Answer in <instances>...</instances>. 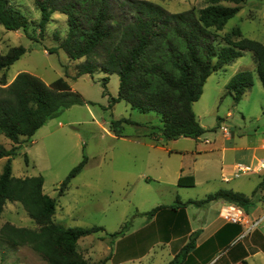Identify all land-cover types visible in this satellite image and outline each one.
<instances>
[{
    "label": "rangeland",
    "instance_id": "obj_1",
    "mask_svg": "<svg viewBox=\"0 0 264 264\" xmlns=\"http://www.w3.org/2000/svg\"><path fill=\"white\" fill-rule=\"evenodd\" d=\"M146 1L158 4L173 14L189 10L198 12L209 4V0ZM10 2L25 13L31 27L27 32L8 31L0 25V55H5L13 47L26 48V54L18 62L8 70L0 71V83L6 79L10 84L22 72L35 75L47 84L63 78L88 102L71 107L42 127L12 160L14 176L44 177V193L57 202L56 223L66 228H104L105 231L78 242V251L91 264L108 257L110 259L106 264H166L169 257L165 245L172 239V232L164 228L174 226L176 221L179 225L186 216V212L181 215L167 211L172 210L177 199L202 200L223 189L219 186L223 184L220 170L222 155L220 151L213 155L207 151L234 145L227 143L222 128L227 127L235 140L242 138L238 144L240 147H255L249 141L257 134L264 137V88L253 54L246 52L238 63L229 66L226 71L219 70L212 74L202 97L193 106L197 119L207 132L197 140L182 138L173 145V142L162 141L160 115L155 112L142 113L132 109L125 101L112 104V98H117L119 94L118 75L108 76L96 71L93 76L84 75L74 79L76 66L84 60L72 61L62 49L55 51L67 35L66 16L54 14L42 36L38 28L40 12L34 0ZM235 28H240L245 37L264 43V0H245L242 11L227 23L220 34L231 35ZM242 64L253 73L255 84L236 104L231 95H225L224 80L235 69H240ZM106 78L109 79L105 88ZM119 120H124L117 128L124 138L116 137L111 130L112 122ZM206 140L209 144L205 143ZM138 141L159 142V147L149 148ZM0 143L6 144V147L12 144L5 136H0ZM25 155L28 156V163ZM250 156L251 152L228 153L224 163L251 165ZM84 157L87 158L84 170L60 196L62 182ZM257 157L261 159L264 156L258 153ZM5 163V160L0 161V175ZM181 165L185 171L193 169V166L202 168L214 165L212 178L216 180L206 184L198 173V187H176L173 172L179 171ZM145 177H149V180ZM234 181H245L247 193L251 194L258 189L263 177L244 175ZM255 198L257 202H262L264 189H260ZM214 204L212 213L218 216L220 205ZM158 207L163 209L150 218L148 213ZM189 212L191 215L195 212L199 218L207 214L205 208L196 206H189ZM203 212L206 213L204 216ZM127 222H131L128 232L112 239L110 235L121 230ZM6 223L38 229L19 203L8 202L0 211V228ZM244 239L240 237L239 240L226 242L224 248H219L203 264H221L225 254ZM251 263L257 264L254 260ZM0 264L48 263L29 247L14 248L0 242Z\"/></svg>",
    "mask_w": 264,
    "mask_h": 264
},
{
    "label": "trees",
    "instance_id": "obj_2",
    "mask_svg": "<svg viewBox=\"0 0 264 264\" xmlns=\"http://www.w3.org/2000/svg\"><path fill=\"white\" fill-rule=\"evenodd\" d=\"M244 1L209 0L198 12L189 10L177 14L146 0H34V3L40 12L38 28L42 36L54 14L66 16L67 35L55 51L62 49L72 61L84 60L76 66L74 79L93 76L96 71L118 75L119 94L112 98V104L125 101L132 109L160 115L161 136L168 142L180 138L197 140L207 132L193 106L202 97L212 74L231 65L244 53L253 54L264 88V44L245 37L240 28H235L231 35L220 34L240 13ZM0 25L8 31L27 32L31 21L10 0H0ZM25 54L26 48L18 46L0 55V71L8 70ZM108 79H105V88ZM253 86V73L241 71L231 78L225 95H231L239 104ZM85 104L88 102L83 96L63 78L47 84L35 75L22 72L10 84L6 79L0 83V136L13 144L7 149L0 143V160L7 158L0 175V211L8 202L19 203L38 226L34 230L6 223L0 228V242L14 248L29 247L48 264H91L78 251V242L105 230L102 227L66 228L56 223L57 202L44 193V177H15L12 160L49 121L73 106ZM123 122L111 124L118 138L125 137L117 130ZM25 160L28 163L27 155ZM86 164L84 157L70 172L61 184L60 196ZM194 185L193 177L181 178L178 182L179 187ZM260 189H264V179L253 195ZM215 201L234 203L250 213L254 208L252 199L245 194L219 190L202 200H178L172 209L191 205L205 207ZM162 209L158 207L148 216L152 218ZM130 227L131 222H127L110 237L119 238ZM199 235V232L192 234L169 264H183L195 249ZM109 259L97 264H106ZM241 264L248 262L242 260Z\"/></svg>",
    "mask_w": 264,
    "mask_h": 264
},
{
    "label": "crops",
    "instance_id": "obj_3",
    "mask_svg": "<svg viewBox=\"0 0 264 264\" xmlns=\"http://www.w3.org/2000/svg\"><path fill=\"white\" fill-rule=\"evenodd\" d=\"M239 61L240 59H238L231 65L226 66L221 71H226V69L229 66L232 67L233 65H235V63H238ZM245 68H247L246 65L242 64L240 69H235L234 72L224 80V85L227 86L231 78L237 73L241 71H246L247 69ZM249 90L250 89H248L246 93ZM246 93L244 94V96L246 95ZM198 121L201 124V121L200 120ZM223 136L226 139L227 143L232 142L234 143V145H231V146L225 145L220 149L215 147V148H210L209 150H207L209 151V153H211V155L216 154L219 151L222 155V166L220 170H221V181L223 182V184H220L219 186L220 188H223L221 190H233L235 192H239V193L245 194L246 196L250 197L254 203V208L251 211V213L255 217L262 218V221L259 227L255 231H253L251 234L246 236L242 242L241 240L240 242L238 241L239 243L233 249H231L225 254V257L223 258L224 260L222 259L221 264H241L242 260H246L248 264H252L251 260H254L257 264H264V199L262 200V202H257L258 200L253 195L254 193H251V194L247 193L248 191L246 190L245 181H239V182L234 181V179H239L244 176L243 175L239 178L234 177L235 176V166L237 164L231 165V164L224 163V161H226V158H227L226 155L228 153L243 154L247 152H251V156L249 157L251 160L250 162L251 165L255 166L259 164L260 161L264 162V157H261V159L257 157L258 153H260L261 156H264V137L257 134L256 136L252 138V140L249 141L251 144L253 145L255 144V147L245 148V147H240L238 145L241 142L242 138H240L239 140H235L234 137H232L231 133L228 136L223 133ZM175 141L176 140H171L168 142H173V145H174ZM138 143H141V145H147V147L149 148L159 147V142L144 143L143 141H138ZM207 144H209V142ZM3 145L5 146L6 144H3ZM12 146L13 144H10L9 146H7L9 148H7L6 146L5 147L7 149H11ZM2 160H5V162H7V158L2 159ZM209 167H212V168H209ZM213 167L214 165H210V166L202 167V168L193 166V169L189 168L188 171H185L181 165L179 171L176 170L173 172V177L176 180V187H179L178 186L179 179L186 178V177H193L195 181V185L193 188L198 187L200 183L197 177L198 173L206 184L212 180H216L215 177L212 178L213 176L212 172L214 170ZM252 174L259 175L263 177L264 179V170L261 172H257V173L252 172L246 175L249 177ZM145 178L149 180V177H145ZM225 179H228L229 181H225ZM248 180H250V178H248ZM231 183H234V184L229 185ZM179 188H184V187H179ZM177 200H180V199H177ZM187 201H181V202H187ZM215 202L216 204L220 205L218 216H214L212 213ZM215 202H212L209 205L203 207L205 208V212H207V214L203 212V216L206 214V216H204L203 218L202 217L199 218L198 217L199 215L196 214L195 212L191 215L189 212V206L184 207V208L179 207L177 209L171 208L172 210L167 211V212H177L181 215H183V213L186 212V216H184V218L181 219V223L179 225H178V222L176 221L174 226L164 228V229H170V231L172 232V237H171L172 239L165 245L167 248V253H168L167 256L169 257L168 262L166 264H169L175 258V256L189 242L190 236L194 234L195 232H199L200 234L196 240V247L189 254V256L183 262V264H203L204 262H206V260H208V258L213 256L217 252V250H219V248L220 250L224 248L225 246L224 244L226 242L228 241L231 242L230 240L236 241L240 239V236L242 234V228L236 225L225 224V222L220 217V210H221L222 205L224 204V201H215Z\"/></svg>",
    "mask_w": 264,
    "mask_h": 264
},
{
    "label": "built area",
    "instance_id": "obj_4",
    "mask_svg": "<svg viewBox=\"0 0 264 264\" xmlns=\"http://www.w3.org/2000/svg\"><path fill=\"white\" fill-rule=\"evenodd\" d=\"M223 133L225 135H229L230 131L227 127L222 128ZM209 141H206L208 143ZM264 170V162L260 161L257 165H244L237 164L235 166V178H239L243 175L252 173V172H261ZM225 181H229L225 179ZM221 219L231 225H236L242 228L241 239L245 238L253 231H255L261 221L262 218L255 217L252 213L246 211L244 208L229 202H224L220 210Z\"/></svg>",
    "mask_w": 264,
    "mask_h": 264
}]
</instances>
